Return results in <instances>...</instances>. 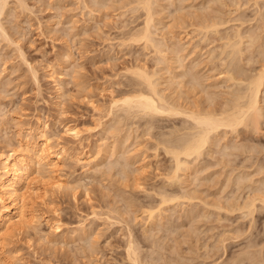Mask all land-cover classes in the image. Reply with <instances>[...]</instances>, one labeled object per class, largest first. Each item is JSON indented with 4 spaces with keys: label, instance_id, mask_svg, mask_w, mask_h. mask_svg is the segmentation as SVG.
<instances>
[{
    "label": "rangeland",
    "instance_id": "rangeland-1",
    "mask_svg": "<svg viewBox=\"0 0 264 264\" xmlns=\"http://www.w3.org/2000/svg\"><path fill=\"white\" fill-rule=\"evenodd\" d=\"M8 1L10 5L8 3L7 7L5 8V11L2 13L3 16H1V20L3 21L4 25L5 23L7 25V26L5 25V28L9 32L8 34L10 36L2 35V37H4L3 39L0 37L1 39L0 40V75H1L0 82L2 81V83H0V155L1 156L5 155L8 151L13 149L12 147L14 148L16 147L18 152H21V148L22 151H24L25 149L23 148H25L26 146L25 143L30 139L31 136H33L36 133L37 129H40L44 131L46 135L49 136L51 135L52 138L50 140H51L52 148L54 150L63 149L66 159L62 162L61 169H59L57 173L65 180L66 184L68 185H65L67 187L64 188L62 187L61 188L62 190L57 189L54 186L53 188L50 181L51 180L50 176L42 175L41 173L38 174V172L36 173L37 175L34 174V177L35 176L36 177L34 178L35 180L33 179L32 182L33 184H31L32 192H30L29 193L30 195L26 197L28 198L26 201L27 202L26 213H27V218L31 220L29 222L30 225L26 223V225H24L21 229H16L15 231H13L11 237H9L6 240V243L0 246V264H130L132 260L130 261L129 258H126L127 252L125 251L128 245L125 244H128L129 240L131 239L135 241L133 242V244H135L134 246L137 245V250L138 248L139 250L144 249V251L142 250L141 252L140 251L138 252L143 253L141 255L145 254L144 255L145 258H148V255L150 254H151L150 256L152 257H154L155 255H156L155 257H158L161 251L163 253L161 254L164 257L167 258L168 256H170L168 257L165 264H171V262L172 264H181L180 261L183 264H216L215 263L216 260H218V262L219 261L221 262L223 259H226V257H230L233 251L234 252L238 251L244 245V244L242 245V243H246V241H248L249 238L250 240L251 238L252 240L254 238L256 240L257 237L258 240L260 239L259 241H261V243H259L260 245L264 243L263 242L264 208L261 209L260 211L258 210L255 213L254 215L255 220L253 219V222L251 223L252 224L251 226L253 227H250L251 229L249 228L251 231L246 230L245 232L248 233H244L245 235L242 233L244 237L242 236L243 238L241 239V234H240L241 231L240 232L237 230L236 232L235 230L231 231L230 228H232L234 225L238 226V224L239 225L241 224L242 226L243 223L245 224L246 227L249 226L250 217L248 216L249 218L246 219L243 217L244 218L243 219V218H239L240 211L227 212L228 213L227 214L226 211L224 212V210H221L220 216L223 215V218L220 219L222 220L224 219V220L223 221L221 220L222 222L221 221L219 222L220 219L217 218L219 216L216 214L218 212L217 210L219 209L217 208L214 209V206L210 205L214 197L215 196L218 197V195L216 194H220L219 195L220 197L222 195L221 193H224L223 194L224 196L222 195L221 199L233 194L235 191H236L235 193L237 194L239 190L235 181L236 179L235 177L237 176L236 174L239 172V170L245 172L249 171L250 174H252L253 179L255 178L256 180L259 177L261 178V176L263 177L264 171L263 172L260 171L261 173H259V175L256 173L259 172V170L257 169L259 168L258 165L259 162L264 160V116L261 118L260 123L262 124L260 125L262 127L260 126V130L257 129L256 131L255 129L250 127H249L250 129L249 128L245 129L247 127L241 125L243 126V127L241 126L239 127L241 133L240 132L234 133L232 131L231 133L229 128L225 134L223 133L225 136L223 135L222 136L227 138L222 139L225 141L221 140V142L224 143L229 141V144H232V142L234 144L236 142L237 144L241 145L240 146L241 148L238 147L240 148V151H238L239 149L236 148L237 149L236 151L233 150L235 151V154L233 153L232 155L231 153V156L230 154H228L226 155V157L221 156L222 154L220 155V153L217 151V153L219 154H217L216 156L220 160H218L217 157L215 156L214 158H211L213 157L211 156L210 159L209 158L207 159V161H201L203 164L201 162L198 164V166L202 164L203 166L202 165L201 166L205 168L204 170L202 169L201 166H200L201 168H197L198 169L197 173H200V178L199 177L197 178L200 181L196 179L197 181L195 180L194 182H192L193 184H189V185L190 187L192 186V188L195 187V185H197V188L198 187L201 188V189L198 188V190H196V193H198L199 191L200 195H198V197L200 198L192 199L193 200L192 201L189 200L188 198L181 197L182 200L181 201L179 199L180 197L178 196L179 197L178 199L180 200L178 201L177 197L175 196L176 199L175 198L172 200L169 199L164 203L162 202L161 197L163 196L165 191H168L167 192L168 195L165 193L167 197H170L169 195L174 196L172 194L178 193V191L180 190L179 188L180 186L177 183L173 184L171 182L172 184H170V182L168 181L169 175H171L169 173L172 170V165L174 162L173 160H171L172 158L170 156L171 154L167 153V151L164 150L166 148L164 149L162 148L164 146L163 144L165 143L161 142L160 140H162L164 137H165L164 139H167L166 138L167 136L164 135L168 134V138L170 136H172L173 138V135H176L178 133L177 131L181 132L180 127H183L185 121L180 122L181 116L161 115L162 116L161 117L159 115H155L158 118L156 117L153 118L155 121L152 120V123L155 122L154 124L156 125H153L151 123L152 125L151 127V125L149 124L150 125L149 126L147 122V120L149 121L151 120L149 119L151 118L149 116H146L147 119L145 117H141L145 115H143L142 113H141L142 115H140L139 112H138L139 115H137V112H134L135 110L131 111L132 113L134 112L133 113L134 116H131L133 115L132 113L129 116L130 112L128 111L124 112V109H119V107L116 108L115 106L114 107L116 109L113 106L110 107V101L112 100L111 97L113 96L119 97V95L122 96L124 91L128 89H134V88L136 89V88H140L141 86L143 87L142 84L138 83L139 79L137 80L135 79L137 78V75L133 69L136 67V65H140V66L144 65L143 67L145 68L150 67L149 69L147 68L146 69L151 72L154 71L155 69L157 71L158 69L159 75L157 73L156 76L159 77L158 79L161 81V83H163V85L160 86L166 87L164 86L166 80H163L165 79L164 76L166 75H164L163 78L160 77L165 71L167 72L166 68L168 66L171 68L174 66L173 71L177 69L174 73L177 72L182 75V73L186 69H188L189 66H191L190 65L191 63H189V61L191 62L192 58L193 59L195 58L194 60H196V62L198 61L197 63H199V65L196 63V65H198L200 68L199 69L197 67L196 68L197 71L201 70L203 76H205L206 74L205 77L202 76L203 77L202 79H205L203 80V82L206 81L207 84L203 83L204 85H201L203 86V88L199 86L197 90L198 85L195 86L196 88H193L190 87L191 86L190 82H188V84L185 83V81L187 82L186 79L189 78L187 75H184L187 77L183 76V78L185 79L184 82H182L183 79L178 74L179 75L178 78L182 79V81L180 79L181 82H179L180 84L179 86H181L182 84V88L181 87L178 88V85L176 84V82L178 83L179 81L178 78H175L178 80L175 82L174 85L171 83L172 86L167 81L166 85L168 83L169 84L167 86L170 85V87L167 88V91L169 93L171 92L170 96L174 97L175 99L176 98L175 96H178L177 98H180L179 95H182L181 99L182 101H184L186 100V96L188 95L189 98L187 97V99L190 100V98H192L190 101L195 100L194 101L195 104L201 103L202 105L203 103H206L205 99L207 98L206 96H208L205 95L206 94L205 92H207L205 87L207 88V85L211 83L210 86H208L211 87V89L209 88L210 90L209 89L208 90L209 92L215 93V95L213 93L210 94H213L214 97H216L217 103L215 102L216 99L214 100V102L217 105L219 103L218 101L223 102L230 100L232 98L231 96L233 95L231 93L234 92L232 91V89L234 90V88H237L236 86L237 84L235 83L237 81H233V80L227 81L226 79L227 76L225 75V73L227 72V67H228L227 64L228 62H230V59L227 57L226 52L222 53L223 51H221L224 48L223 44L225 45L222 39H224L223 37L228 32L226 28H228L230 32L232 31L234 32L236 28H240L241 26H243V29L240 28L241 30L245 29L246 32L250 30L249 32L253 31L255 33H256L255 28H257L256 26H259V28L257 29L258 30L257 33H259L261 37H264L262 35L264 34L263 33L264 28L262 26L264 25L263 24L264 14L261 13L259 14L260 10L264 13L263 11L264 6L261 7V5H264L263 0H258L257 4L256 3L254 4L255 0H249V1L221 0L220 4H219L220 0H212V1L209 0L211 4L209 3L208 0H187V1L157 0L158 7L156 6V4L154 6L155 8L157 7L156 9L157 11L154 10L156 12L155 18L156 19L158 18L157 20H161L159 22L162 23H160L161 24L160 25L159 22H157L158 25L156 28L157 30L156 37L158 36L160 37L161 35L160 38H162L164 36V39L166 41V43H164V46H166L165 44H168L166 46L168 48H170V46L173 43H175L177 39L178 43L180 42L182 44L180 45L179 43V46L180 47L183 46L182 48L184 49L185 53L183 52V50H180L181 48L178 46L177 41H176L177 45H175L174 47L177 46L179 47L180 50L179 55L180 54L185 55L184 57L181 55L180 59H182L183 57L185 63L187 64L186 65L183 63L184 60L179 61L180 59L178 60L180 63H178L177 61L178 58L176 59V56H174L175 54L172 51L173 49H170L172 53L168 52V50L165 49V51L167 50V53H170V54H166V52L164 51L166 57H168L167 59H169V61L166 59L168 63H166V61L164 62L166 68H164L162 64L163 62L156 61V59L158 60L161 57V55L159 58H157L159 54H157L158 52L156 53V50L153 48V46L147 45L146 47L144 46L145 44L142 40H135L134 37H133L134 40L132 39V36H135L133 35L135 34L133 32L136 31V28L138 29L139 27H141V25H143V19L145 16V14L142 15L144 13L143 12L144 10L143 8H141L142 6L139 7L141 4L137 5L138 3L137 0H136L137 3L134 2L135 0L134 1L130 0L132 2H129L128 0L125 1L112 0L113 3L111 1H110L111 3L110 2L103 3L104 1L101 0L102 2L101 5L107 3L110 5V6L108 5V7L104 5L105 6L104 8L100 7L101 5H99V3H95L93 5V3H90L92 0L90 2H88V0L87 1L86 0H26L28 3L24 0L28 5V6L25 5L26 9L25 7H23V5H21L20 2H18V0H8ZM214 1L217 2L215 3ZM17 2L20 3L21 6H19ZM84 2L85 3L87 2L86 3L87 6H84L86 5ZM123 2L125 5L123 4ZM127 2H129L130 4ZM133 2L135 4L134 5L135 7L132 5ZM173 2L174 4H172ZM179 3L181 4L179 5ZM207 3H209L207 5L208 8L206 6ZM96 4H98L99 7ZM176 4L179 8L176 6ZM213 4L215 6H212ZM242 4L244 6L245 5L247 6L244 7ZM239 5H242V7H240ZM251 5L253 7H251ZM210 6H212V8ZM221 6L224 10L220 8ZM196 7L200 9H197ZM217 7L220 8L221 10L219 14L223 13L222 15L224 16V12H225V15H227L224 17L222 16V18L226 19L228 16H230L228 17L229 19L227 20L229 24L224 22V24H227V26L225 27V25L223 26L222 24L221 27H223V29L219 27L220 31L221 29L225 30L223 31L224 33L222 31L221 34H219L220 32L213 33V31L209 33L206 32L205 35L208 36V39L207 38L205 39L206 36L203 34L205 32L204 29L201 28L200 30L199 28L203 25L202 24L203 20L201 21L200 19L202 17L206 18L205 14L207 12L209 13L210 11H213V13H215L214 9L218 10ZM97 8H99L101 12ZM105 8L107 9L105 10ZM139 8H141L142 11ZM189 8H191L192 11ZM209 8H211L212 10ZM90 9H92L91 10L92 12L89 11ZM170 11L171 13L169 14ZM230 11L233 13L232 15L227 14V13H231ZM188 12L189 13L195 12L196 15L192 13L188 15ZM202 12L205 14H203ZM122 13L125 14L122 15ZM213 13L211 12L212 15ZM234 13L236 15H234ZM202 14L205 16H202ZM192 15H194L196 18ZM210 15H207V17ZM237 15L241 17V19L240 18H238L239 20L236 19L238 17ZM180 16L182 17L179 18ZM218 16L221 17V15L218 14L217 16L214 15L212 17H218ZM190 17L193 19H191ZM231 17H236V18H234V21H232L233 18ZM209 19L211 20V18ZM180 20L183 21L181 22ZM229 20H231L232 22H230ZM241 20L245 22L243 23ZM189 21H191V23H189ZM198 22L200 24H198ZM196 24L199 25L198 27L199 30L196 27L197 26ZM230 24H232V26ZM234 25H237V27L236 26H235L236 28L233 27ZM238 25L240 27H238ZM248 26L250 28H248ZM68 28H70L71 30ZM133 28L134 31L132 30ZM230 28H233L234 30ZM118 29L119 31L120 30L121 31L119 32ZM191 29L194 30V32ZM199 31H201V33H199ZM68 33L71 35H69ZM222 33H223V37L221 39L220 36H222ZM6 36L11 37L14 41L10 38L7 39L8 37L6 38ZM67 36L69 40L67 39ZM74 36L75 39H73ZM201 36H205V37H201ZM127 38H129V40ZM126 39L128 40V42H126L127 41ZM131 39L132 41H130ZM164 39L162 38L161 41L162 40L164 41ZM211 39L213 42L211 41ZM245 39H246L245 43L248 45L249 43L247 42H249V38L245 37ZM258 39L256 42H254L255 47L254 45L251 44L248 45V48L246 46L248 50L245 48L246 44L245 43L243 44L244 52H246L248 56H250L254 52L251 56L254 59L249 57L252 59V62L250 61L251 62L250 63L247 60L249 62L248 63L249 65L246 64L247 61L245 54L243 61L246 62V63L244 62L246 65L242 61L240 62L244 64L242 66L248 67V68L245 67L244 69L245 70L248 69V73L250 74L256 72L259 68L261 69L263 66L262 62H264L263 59L264 57L262 56L263 52L262 51L260 52L261 50L260 43L262 41L264 42V38H261L260 40ZM7 40L9 42H7ZM119 40L123 42V44ZM224 40H226V38ZM11 41H13L14 43H12ZM256 43L259 44V46ZM121 44L125 46H122ZM184 44H186L185 48H184ZM250 45L251 47H249ZM219 46H221L220 49L222 47L223 48L219 50ZM214 49L215 52H213ZM256 49L257 50L259 49L258 50L259 52ZM21 53L25 55V58ZM213 55H214V59H213ZM215 55L217 56V58L215 57ZM218 55L221 57H219ZM193 59H192V63L195 62ZM224 59L226 62L224 61ZM219 60H221V62L223 60V62L221 63L219 62ZM174 62H176L175 65ZM181 62L184 64L185 69H182L183 65L181 66ZM201 62H206V63L204 64ZM177 63L178 65L180 64V66H178ZM160 65L162 66L160 67ZM220 65H222L223 68ZM154 66L155 67L159 66V67L155 68ZM32 67L35 70H33ZM160 68L161 70H159ZM244 69H242V71H244ZM221 70H223V72ZM128 71L129 72L132 71L131 73L133 76ZM201 72L199 71L198 73L202 75ZM207 74H209V77H207L208 76ZM135 80L137 81L136 83ZM118 81L122 83L119 82L120 83L119 84L117 83ZM225 82L227 84H225ZM244 83H242L241 85H243ZM185 84L187 85V87ZM188 86L190 88H188ZM223 86L224 87L228 86V87L225 89ZM175 87H177L175 89L177 90V93L174 90ZM222 87L224 89H222ZM200 88L205 91L199 93L201 92ZM212 88L215 90L211 91L213 90ZM186 89H188V92ZM228 89L229 91L232 92H229ZM191 90L194 91V93ZM220 90L221 92L225 91L223 92L224 97L221 96L222 94ZM167 91L165 92L167 93ZM180 91H183L184 93L181 92L180 94ZM172 92L173 94H179V95H172ZM185 92L187 94L186 96L184 95L185 96L184 97L183 94H185ZM197 92L199 93L200 97L205 95V98L197 97L198 95ZM188 93H190V95ZM191 95L193 96L190 97ZM262 95L264 98V94ZM195 98L199 100V102L200 100L201 101L205 100V101L198 103ZM226 98L227 99L230 98V99L225 100ZM263 100L262 103L264 102ZM208 102L209 100L207 101V103ZM115 110L116 112H114ZM121 112H124L125 114ZM127 112L129 114H127ZM120 115H121L120 118L121 120L119 119L120 120L119 121L118 118L120 117ZM138 116L140 118H138ZM122 117L125 120V122L122 119ZM133 117L135 118L133 119ZM161 118L163 119L161 120ZM182 118L184 119V117ZM114 119L116 121H114ZM127 119L130 120L127 121ZM121 121H123V123ZM116 123H118V126L115 125L114 128L113 125ZM181 123L184 124L180 126ZM130 124L132 125L131 129H129ZM144 125H146V127ZM68 126L76 127L78 130H80L79 135L75 137L73 134L71 135L70 133L69 134L64 133L65 132L64 129ZM147 126L149 128L151 127L152 129L149 130ZM171 126L173 127L172 130H175V128H179L180 130L177 129L176 132L174 131L176 134L173 133L172 135ZM165 131L167 132V134ZM161 132H164L165 134ZM161 134L162 137L160 136ZM158 140L161 142L160 144ZM243 142L245 143V145H248V148L246 146L247 149L246 150L244 149L245 150L244 152L242 149V145H244ZM127 148L128 150H126ZM119 150H122L123 152L122 151L120 152ZM125 151L129 152V153L127 152L130 155L129 160L127 159L128 155H126L127 153ZM120 153L124 155H121ZM207 153H205V155ZM123 156H125L126 158L124 159V161L126 160L125 161L127 163L126 165L124 164V161L122 163ZM207 157L208 155L205 158ZM130 158L133 161H131ZM205 158H203L202 160H205ZM227 158H229L228 160L229 163L225 162ZM208 160L210 161V163L211 160L212 162H215V160L220 162L216 161V164L212 163V165L211 164L208 165L206 164L207 162L209 163ZM115 161H117L118 163ZM131 162L134 163V165H131L132 164ZM142 164H144V166L140 168L139 166H141ZM122 166L124 168H122ZM87 167H93L94 170L92 169V171L91 170L89 171ZM199 169L200 171L201 170L202 171L200 172ZM256 170L258 171L255 173ZM167 174H169L168 178H166ZM212 174L214 177L212 176ZM210 175L211 178L213 177L212 179L208 178L210 177ZM197 182L201 184L199 185V183ZM222 186L224 188H222ZM163 187L166 188V190L164 189V192L158 190L161 188L163 189ZM177 188L179 189L177 190ZM248 189H249L248 187L244 188L243 190L240 189V193L245 194V192H247ZM181 191L182 190L179 191V194H182ZM170 192L172 193L170 194ZM205 197L207 199H205ZM201 198L205 200L210 199L209 205L210 207L211 206L212 207L211 208L206 207L207 209L203 210L205 209L203 208L205 206L202 205ZM224 199L226 200V198ZM188 200L190 202L191 201L194 202L195 205L201 200L200 202L201 204L196 205V206L202 205V208H200L201 210L199 211ZM159 201L161 202L159 203ZM159 205L163 207L160 208L161 210L159 209L160 213L156 211L158 210ZM191 207L193 208L195 207L193 211L196 212L197 211L202 212V210L206 212L207 210H209L210 211L209 213L211 214V210H214L212 212H216V213L211 214L212 215V216L210 215L211 217L208 216L209 218L207 217L203 220L201 219L202 217H200L202 215L200 216L198 215L197 217L198 219L195 217L197 219L196 220L195 218H192V216H197V215L192 214ZM148 208L153 209L157 213V216L159 217L162 216V218L158 217L157 218L158 221L157 220L152 221L148 219L149 221H152L150 223L147 220V218H149L147 217L148 211L146 212V210H149ZM189 208L191 210H189ZM128 209H130L131 211ZM127 210L130 212H128ZM188 210L191 211L189 213L192 214V216L190 215L191 218L190 216L185 214V213L188 214L189 212ZM196 212H194V214H197ZM226 214H227V218L225 217ZM126 216L128 217L129 220L126 218ZM124 217L128 221V223L130 222L129 224L126 223ZM240 217L242 216L240 215ZM192 219L195 220L193 221ZM158 222L161 223V226L159 227L157 224ZM192 223H194V226ZM56 225H59V228H55ZM229 225L230 226L233 225V226L229 227ZM192 226L195 228H193ZM144 228L145 230L147 229L148 230L145 231ZM160 228L162 230H160ZM194 229L195 231L197 230L196 233L194 232ZM224 230L226 232H224ZM148 231H149V237L152 236L151 238L152 241L154 240L153 236L156 235L155 238L158 237L156 238L157 242L159 243L160 241H162V243H160L159 245L161 244L164 245L169 243V245H172L171 248L173 246H176L177 249L178 248L179 249L178 250L176 249V251L172 249L173 250L172 252L170 248H168L169 246L167 245L166 248L165 245L164 247L166 249L164 248L163 250H161V248H163V245H161L159 251L157 250V254H159L157 256L156 252L151 249L154 247V245L157 244V242L156 244H154L155 242H153L154 244L153 247L149 245V243H151V239L150 238L148 239V233H147ZM151 231H153L154 233ZM249 232L252 234H250ZM168 233L170 236L167 235ZM222 233L227 234L225 238L228 236L225 242L226 244H228L226 248L227 255L225 254V252H222L224 250L223 247L218 248V250L220 249L219 251L215 249V251L219 252L217 254L213 253V250L212 252L210 251L213 244L219 245L222 243L219 240L224 238L225 234L223 235ZM168 239H170L169 241H171V243L168 241ZM217 240H219L220 243H216ZM260 245L257 244V246H255L256 248L255 247L254 248L260 249L259 248ZM262 250H263L262 257L264 258V247L262 248ZM205 251L206 252L208 251L207 254ZM144 252L149 254L147 255ZM175 252L178 254H176ZM164 253H166L167 255ZM212 253L216 255L213 256ZM220 253H222V255ZM163 256L160 255V257ZM139 257L141 256L139 255ZM172 257H173V261L171 260ZM174 257H176V259ZM143 258L141 259V262L144 261ZM166 258L164 259L166 260ZM127 260L130 262H128ZM157 261H159L158 263L161 264L160 260L157 259ZM168 261L169 263H167ZM250 261L251 260L249 259V261L246 262H250ZM163 263L164 262H162V264ZM262 263L264 264V262Z\"/></svg>",
    "mask_w": 264,
    "mask_h": 264
},
{
    "label": "bare ground",
    "instance_id": "bare-ground-1",
    "mask_svg": "<svg viewBox=\"0 0 264 264\" xmlns=\"http://www.w3.org/2000/svg\"><path fill=\"white\" fill-rule=\"evenodd\" d=\"M26 1V0H25ZM24 0H18V2H20L21 3V5H23V7H25V9H26V6H28L27 4H26V2H25ZM87 1V0H86ZM91 0H88V2H90ZM93 1H95V2H93ZM104 2L103 3H106V2H112V0H103ZM115 1V0H114ZM119 1V0H118ZM125 1V0H124ZM129 2H132V1H130V0H128ZM134 1V0H133ZM156 1V2H155ZM162 1H164V0H162ZM176 1V0H175ZM181 1V0H180ZM183 1V0H182ZM187 1V0H186ZM209 1V0H208ZM212 1V0H211ZM242 1H244V0H242ZM249 1V0H248ZM264 1V0H263ZM12 2V1H11ZM17 2V4H19V6H21L20 5V3H18ZM110 2V3H111ZM129 2H127V3H129ZM134 2H136V0L134 1ZM134 2H133V6L135 5L134 4ZM138 2V3H137ZM137 5H139V4H141L139 7H141V8H143V14L142 15H144L145 14V16H144V19H143V25H141V27H139L138 29L136 28V31L135 32H133V33H135V34H133V35H135V36H132V39H133V37H134V39L135 40H142L143 42H144V46H146L147 47V45H149V46H153V48L156 50V53L157 54H159V56L157 57V58H159L160 57V55H161V57L157 60L156 59V61H160V62H163L162 64H163V66H164V68H166L165 67V65H164V62L166 61V59L168 58V57H166V54H170V53H167V50H168V52H171V50L170 49H173L172 51H173V53L175 54L174 56H176V59H177V61L181 58V55L182 54H180L179 55V52H180V50H183V52H184V49L182 48L183 46H179V43H178V40L176 39V41H177V44H178V46L181 48L180 50H179V47L177 46V47H174L175 45H177L176 44V41H175V43H171L170 41V43L173 45V47H172V45L170 46V48H168V47H166L168 44H165L166 46H164V43H166V41H165V39H164V36L162 37L163 39H164V41L162 40L161 41V39L162 38H160L161 37V35H160V37L158 36V37H156V28H157V22H159V21H161V20H157L156 18H155V16H156V12L154 11V10H156L157 9V0H137ZM215 2V1H214ZM213 2V3H214ZM217 2V1H216ZM215 2V3H216ZM220 2H221V0L219 1V4H220ZM241 2V1H240ZM239 2V3H240ZM8 3H9V1L8 0H0V37L3 39L4 37H2V35L3 36H5V35H8V36H10L8 33V31L6 30V28H5V25H6V23H5V25H4V23H3V21L1 20V16H3L2 15V13L5 11V8L7 7V5H8ZM28 3V2H27ZM82 3V2H81ZM85 3V2H84ZM87 3V2H86ZM85 3V4H86ZM90 3H93V5L95 4V3H99V5H101V0H92ZM104 4L105 6H107L108 7V5L109 4ZM113 3V2H112ZM116 3V2H115ZM161 3V2H160ZM166 3V2H165ZM182 3V2H181ZM181 3H179V5L181 4ZM209 3H210V1H209ZM209 3H207L206 4V6L209 4ZM235 3V2H234ZM242 3V2H241ZM243 3H245V2H243ZM246 3H248V2H246ZM250 3V2H249ZM257 4L258 3V0H255V2H254V4ZM13 4H14V2H13ZM16 4V3H15ZM16 4V5H17ZM119 4V3H118ZM123 4H124V2H123ZM130 4V3H129ZM155 4H156V8L154 7L155 6ZM164 4V3H163ZM172 4H174V2L172 3ZM211 4V3H210ZM218 4V5H219ZM231 4V3H230ZM261 4H263V3H261ZM9 5H10V3H9ZM26 5V6H25ZM58 5V4H57ZM98 7H99V5L98 4H96ZM103 4L100 6V7H105ZM112 5V4H111ZM125 5V4H124ZM131 5V6H132ZM136 5V6H137ZM162 5V4H161ZM222 5V4H221ZM236 5V4H235ZM243 5V4H242ZM242 5H239L240 7H242ZM260 5V4H259ZM259 5H257V6H259ZM18 6V5H17ZM29 6H30V4H29ZM84 6H87V4L86 5H84ZM84 6H82V7H84ZM110 6V5H109ZM127 6H129V5H127ZM176 6H177V4H176ZM183 6V5H182ZM188 6V5H187ZM212 6H215L214 4L212 5ZM212 6H210L211 8H212ZM244 6V5H243ZM247 5H245L244 7H246ZM264 5H261V7H263ZM10 7V6H9ZM22 7V8H23ZM90 7V6H89ZM94 7V6H93ZM121 7H123V6H121ZM125 7V6H124ZM135 7V6H134ZM133 7V8H134ZM138 7V6H137ZM136 7V8H137ZM163 7H164V5H163ZM171 7V6H170ZM178 7V6H177ZM203 7V6H202ZM229 7V6H228ZM251 7H253L252 5H251ZM250 7V8H251ZM88 8V7H87ZM127 8V7H126ZM125 8V9H126ZM131 8V7H130ZM141 8H139V9H141ZM162 8V7H161ZM160 8V9H161ZM179 8V7H178ZM182 8V7H181ZM192 8V7H191ZM191 8H189L190 10H191ZM197 8V7H196ZM195 8V9H196ZM207 8H208V6H207ZM211 8H209V9H211ZM218 8V7H217ZM216 8V9H217ZM221 9H223L222 8V6L220 7ZM220 8H218V10H215L214 9V12L215 13H217L218 15H221V17H212V16H214V15H216L217 16V14H215V13H213V11H210L208 14L206 13V11H205V13H203V14H205V15H203L202 14V16H205L206 18H211V20L209 19H206V18H199L202 22V26L201 27H199V25H197L196 27L198 28H200V30H201V28L202 29H204V35L206 34V32L207 33H209V32H212L213 31V33L214 32H220L219 34H221V31L223 32V31H225V30H222L223 29V27H221L222 26V24H223V26L225 25V27L227 26V24H229V22L227 21L229 18L228 17H230V16H228L226 19L225 18H222V14L220 13L219 14V12H221V10H220ZM249 8V7H248ZM21 9V8H20ZM24 9V8H23ZM28 9V8H27ZM30 9V8H29ZM98 10H100L99 8H97ZM102 9V8H101ZM107 8H105V10H106ZM138 9V10H139ZM163 9V8H162ZM197 9H200V8H197ZM231 9V8H230ZM242 9V8H241ZM247 9V8H246ZM259 9V8H258ZM9 10V9H8ZM11 10H12V7H11ZM14 10V9H13ZM84 10V9H83ZM92 9H90L89 11H91ZM212 10V9H211ZM224 10V9H223ZM233 10H235V9H233ZM260 10V9H259ZM258 10V11H259ZM263 10V9H262ZM10 11V10H9ZM15 11V10H14ZM24 11V10H23ZM88 11V10H87ZM94 11V10H93ZM126 11V10H125ZM141 11H142V9H141ZM157 11V10H156ZM188 11V10H187ZM192 11V10H191ZM197 11V10H196ZM199 11V10H198ZM202 11V10H201ZM209 11V10H208ZM218 11V12H217ZM229 11V10H228ZM243 11V10H242ZM257 11V12H258ZM264 11V10H263ZM92 12V11H91ZM100 12H101V10H100ZM103 12H104V10H103ZM107 12V11H106ZM134 12V11H133ZM138 12V11H137ZM154 12H155V14H154ZM211 12L213 13V15L211 14ZM231 12V11H230ZM235 12V11H234ZM241 12V11H240ZM13 13V12H12ZM87 13V12H86ZM90 13V12H89ZM94 13H96V12H94ZM171 13V11L169 12V14ZM173 13V12H172ZM186 13V12H185ZM190 13H192V12H190ZM189 12H188V15L190 14ZM201 13V12H200ZM264 14L261 10L259 11V14ZM4 14H6V13H4ZM123 14H125V13H122V15ZM178 14V13H177ZM192 14H195V12H193ZM198 14V13H197ZM212 16H211V15ZM227 14H233L232 12L231 13H227ZM173 15V14H172ZM196 15V14H195ZM200 15V14H199ZM207 15H210V16H208L207 17ZM234 15H236L235 13H234ZM255 15V14H254ZM254 15H253V17H254ZM120 16H121V14H120ZM135 16V15H134ZM158 16V15H157ZM192 16H194V15H192ZM224 16H227V15H225V12H224ZM223 16V17H224ZM238 16V15H237ZM6 17V16H5ZM90 17V16H89ZM136 17V16H135ZM141 17V16H140ZM143 17V16H142ZM174 17V16H173ZM176 17V16H175ZM182 16H180L179 18H181ZM195 17V16H194ZM198 17V16H197ZM261 17H262V15H261ZM177 18V17H176ZM191 18V17H190ZM196 18V17H195ZM213 18V19H212ZM231 18H233L232 19V21H234V18H236V17H231ZM238 18H240L241 19V17H237L236 19H238ZM244 18H246V17H244ZM252 18V17H251ZM256 18V17H255ZM123 19V18H122ZM126 19V18H125ZM137 19H138V17H137ZM140 19V18H139ZM191 19H193V18H191ZM206 19V20H205ZM259 19H260V17H259ZM259 19H258V21H259ZM263 19V18H262ZM4 20V19H3ZM89 20V19H88ZM101 20V19H100ZM136 20V19H135ZM184 20V19H183ZM182 20V21H183ZM199 20V21H200ZM227 22H226V21ZM239 20V19H238ZM244 20V19H243ZM247 20V19H246ZM253 20V19H252ZM251 20V21H252ZM126 21V20H125ZM179 21V20H178ZM181 21V20H180ZM181 21V22H182ZM196 21H197V19H196ZM230 22H232L231 20H229ZM237 21V20H236ZM242 21V20H241ZM257 21V22H258ZM264 21V20H263ZM96 22V21H95ZM124 22V21H123ZM224 22L225 23H227V24H224ZM243 23L245 22V21H242ZM256 22V23H257ZM160 23H162V22H159V24ZM189 23H191V21H189ZM194 23V22H193ZM242 23V24H243ZM263 23V22H262ZM96 24V23H95ZM129 24V23H128ZM138 24V23H137ZM141 24V23H140ZM165 24V23H164ZM198 24H200L199 22H198ZM241 24V25H242ZM249 24V23H248ZM264 24V23H263ZM116 25V24H115ZM123 25V24H122ZM130 25V24H129ZM161 25V24H160ZM192 25V24H191ZM231 26H232V24H230ZM244 25V24H243ZM252 25H253V23H252ZM7 26V25H6ZM120 26V25H119ZM163 26V25H162ZM168 26V25H167ZM237 27V25H234L233 27ZM254 26H256V25H254ZM263 26V28H264V25H262ZM63 27V26H62ZM70 27V26H69ZM121 27V26H120ZM128 27V26H127ZM127 27H126V30H127ZM131 27V26H130ZM129 27V28H130ZM136 27V26H135ZM170 27V26H169ZM193 27H194V25H193ZM219 27H221L222 29H221V31H220V28ZM235 27V28H236ZM238 27H240L239 25H238ZM253 27V26H252ZM257 28H255V30H256V33L255 32H253V31H251V32H246L245 31V29L244 30H241V29H243V26H241L240 28H236V30H234L233 28H230V29H233L234 30V32L232 33V32H230L229 31V29L228 28H226L227 30H228V32H229V34H228V32L225 34V36L223 37V33H222V36H220L219 34V36H220V38L222 39V37L225 39L226 38V40H224V39H222V41L225 43V45L223 44V50H221L220 49V47L221 46H219V50H221V51H223L222 53H224V52H226V55H227V57L230 59V62H228V67H227V74L225 73V75L227 76L226 77V79H227V81L228 80H233V81H237V82H235L234 84L237 86V88H234V90L232 89V91H234L233 93H231V94H233L230 98H228V99H230V100H228L227 98L225 99V100H228V101H218L219 103H218V105L216 104L217 102V99H216V97H214V95H215V93H213V92H209V90L211 89V87H208V86H210V84L211 83H209V85H207V88L205 87V89H206V91L207 92H205L204 94L205 95H208V96H206L207 98L205 99L206 100V103H203L202 105H201V103L200 102H203V101H205V100H203V101H201L200 100V102H199V100H197L196 98L197 97H200V95H199V93H202V91H205V90H203V89H201L200 91L201 92H197L198 93V95H197V97L195 98L196 99V101L198 102V103H200V104H195L194 103V101L195 100H193V101H190L192 98H190V100L189 99H187V97L189 98V96L187 95L186 96V92H185V94H183V96L185 95L186 96V100H184V101H182V99H181V96L182 95H179V94H173V92H172V95H179V97L180 98H177L178 96H175L176 98L174 99V97H172V96H170L171 94V92L169 93L168 91H167V88H169L170 87V85L172 86V84L174 85L175 84V82L179 79V81H178V83L176 82V84L178 85V88L179 87H181L182 88V84H181V86H179L180 84H179V82H181L182 81V79H183V81L182 82H184V79L185 78H183V76L184 75H187L189 78H187L186 80H187V82L185 81V83H187L188 84V82H190L191 83V86L190 87H193V88H196L195 86L196 85H198L197 86V90H198V88H199V86H201V85H204L203 83H206L207 84V82L205 81V82H203V80H205V79H202L203 77H205L206 76V74H205V76H203V74H202V72H201V70H199L200 72H201V74L202 75H200L198 72L199 71H197V67L199 68V63H197L196 62V60H194L193 58V60L195 61L194 63H192V59H191V62L189 61V63H191L190 65L191 66H189L188 67V69H186L183 73H182V75L181 74H179V73H174L175 71H173L174 70V66L171 68V67H169L168 66V64H167V74L164 72L163 74H162V76H160V77H162L163 78V76L164 75H166V76H164V78L165 79H163V80H166V83H167V81L170 83V85L169 86H167L166 85V83H164V86H166V87H163V86H160V85H163V83H161V81L158 79L159 77H157L156 75H157V73H158V69H157V71H156V69L154 70V71H149V70H147V69H149V68H145V67H143V66H140V65H136V67L133 69L134 70V72L136 73V75H137V78H135L136 80L137 79H139V81H138V83L139 84H142L143 85V87L141 86L140 88H134V89H128V90H125L124 91V93H123V95L121 96V95H119V97L118 96H113V97H111L112 98V100L110 101V107L111 106H115L116 108H118L119 107V109H124V112L125 111H128V112H130V114L127 112V114H129V116L131 115V111L133 110H135L134 112H137V115H145V116H141V117H145L146 119H147V117L146 116H149V117H151V118H149V119H151L150 121L149 120H147V122H148V125L150 124L151 125V123H152V120L153 121H155L153 118H155L156 116L155 115H159V116H161V115H172V116H181V119H180V122L182 121H185V124L184 123H181V125L180 126H182L183 124V127H180V129H181V132H179V131H177V129L178 130H180L179 128H175V130H172L173 129V127L171 128V134L173 135V133H175L176 131L178 132L176 135H173V138H172V136H170L169 138H168V134H167V132H166V134L167 135H164V136H167L166 138L167 139H162V140H164V141H162V140H160V137H159V140L161 141V142H163V143H165V144H163L164 146L162 147L163 149L164 148H166V149H164L165 151H167V153H169V154H171L170 156L172 157L171 158V160H173V165H172V170H171V172L169 173V174H171V175H169V174H167V177L166 178H168V175H169V179H168V181L170 182V184H174V183H177V184H179V188H180V190H182L181 192H182V194H179V191H178V193H176V194H172V195H174V196H171V195H169L170 197H167V192L168 191H165V193L167 194H163V196L161 197V200H162V202H166V201H168L169 199H174L175 198V196L177 197V200L178 201H180L181 200V197H184V198H188L189 200H192V199H195V198H200V197H198V195H200V193H199V191H198V193H196V190H198V188L199 189H201L200 187H198L197 188V185H195V187H193L192 188V186L190 187V185L189 184H193L192 182H194L196 179L198 180V178L197 177H199L200 178V173H197L198 172V169L197 168H201L203 165V163L201 162V161H207V159L209 158L210 159V157L211 156H213V157H211V158H214V156L215 157H217L216 155L217 154H219L220 153V155L221 156H224V157H226V155H228V154H230V156H231V153H232V155H233V153L235 154V151L237 150L236 148H238V147H240L241 145H239V144H237L236 142L233 144V142H232V144H229V141L228 142H224V143H222L221 142V140L222 139H225V138H227V137H223V136H225L224 134L228 131V128L230 129V132L232 131V132H234V133H238V132H240V129H239V127L241 126V125H243V126H245V127H247V128H245V129H248L249 127L250 128H253V129H255L256 131H257V129L258 130H260V124H262V123H260L261 122V118L264 116V102L262 103V100L264 99L263 98V95L262 94H264V62H262V64H263V66H262V68L260 69H256L257 71L256 72H253V73H248V69L247 70H245L244 68L246 67H244V66H242V65H244L246 62L245 61H243V59H244V54L246 55V61L248 60L249 62L251 61L252 62V59H254L253 57H251L252 56V54L254 53H250L251 55L250 56H248L247 54H246V52H244V43L246 42V39H245V37H248L249 38V42H247V43H249V44H251V45H254V42H256L257 41V39L258 40H260L261 38H264V37H261L260 35H259V33H257L258 32V28H259V26H256ZM261 27V26H260ZM8 28V27H7ZM54 28V27H53ZM67 28V27H66ZM71 28V27H70ZM70 28H68V29H70ZM123 28H125V27H123ZM171 28V27H170ZM199 28H198V30H199ZM247 28V27H246ZM248 28H250L249 26H248ZM9 29V28H8ZM57 29V28H56ZM121 29V28H120ZM155 29V30H154ZM168 29V28H167ZM54 30V29H53ZM71 30V29H70ZM133 31H134V28L132 29ZM131 30V31H132ZM164 30H166V29H164ZM172 30V29H171ZM192 30V29H191ZM251 30H252V28H251ZM64 31V30H63ZM68 31V30H67ZM118 31H119V29H118ZM121 31V30H120ZM119 31V32H120ZM163 31V30H162ZM161 31V32H162ZM187 31V30H186ZM193 32H194V30H192ZM203 31V30H202ZM244 31V32H243ZM128 32V31H127ZM168 32V31H167ZM174 32V31H173ZM196 32V31H195ZM261 32H262V30H261ZM123 33H124V31H123ZM129 33H131V32H129ZM160 33V32H159ZM163 33V32H162ZM182 33H184V32H182ZM197 33V32H196ZM199 33H201V31H199ZM264 33V32H263ZM66 34H67V32H66ZM69 34V33H68ZM73 34V33H72ZM171 34V33H170ZM178 34V33H177ZM211 34V33H210ZM69 35H71V34H69ZM129 35V34H128ZM215 35H216V33H215ZM263 36H264V34H262ZM8 36H6V38L8 37ZM15 36V35H14ZM13 36V37H14ZM119 36H121V35H119ZM126 36H127V34H126ZM187 36V35H186ZM206 36V35H205ZM205 36H201V37H205ZM212 36V35H211ZM261 38H260V37ZM166 37V36H165ZM180 37V36H179ZM12 39L11 37H8L7 39ZM130 38V37H129ZM129 38H127L128 40H129ZM159 38H160V40H159ZM168 38V37H167ZM175 38H177V37H175ZM188 38H189V35H188ZM208 39V36H206L205 37V39ZM217 38V37H216ZM67 39H68V36H67ZM73 39H75V36H74V38ZM124 39V38H123ZM126 39V40H127ZM132 39L130 40V41H132ZM133 39V40H134ZM169 39V38H168ZM178 39H180V38H178ZM1 40V39H0ZM13 40V39H12ZM69 40V39H68ZM125 40V39H124ZM128 40L126 41V42H128ZM170 40V39H169ZM172 40H173V37H172ZM202 40V39H201ZM215 40V39H214ZM248 40V39H247ZM14 41V40H13ZM13 41H11L12 43H14ZM120 41V40H119ZM183 41V40H182ZM209 41H210V39H209ZM208 41V42H209ZM211 41H212V39H211ZM226 41V42H225ZM262 41V40H261ZM261 41H259V42H261ZM7 42H9L8 40H7ZM10 42V43H11ZM121 42V41H120ZM119 42V43H120ZM125 42V43H126ZM174 42V41H173ZM213 42V41H212ZM122 44H123V42H121ZM140 43V42H139ZM170 43H169V45H170ZM197 43H199V42H197ZM258 43V42H257ZM256 43V44H257ZM16 44H19V43H16ZM15 44V45H16ZM121 44V45H122ZM218 44V43H217ZM246 44V43H245ZM248 44V45H249ZM12 45H14V44H12ZM130 45V44H129ZM131 45H132V43H131ZM139 45V44H138ZM141 45H142V43H141ZM180 45H182L181 43H180ZM185 45L186 44H184V48H185ZM199 45V44H198ZM248 45L246 44L245 45V48H246V46H247V48H248ZM251 45L249 46V47H251ZM258 46H259V44H257ZM17 46V45H16ZM122 46H125V45H122ZM260 52L262 51L263 53H262V56L264 57V42L262 41L261 43H260ZM20 47V46H19ZM145 47V48H146ZM164 47H166V48H164ZM172 47V48H171ZM188 47V46H187ZM254 47H255V45H254ZM152 48V47H151ZM150 48V49H151ZM152 48V49H153ZM212 48V47H211ZM246 48V49H247ZM257 48V47H256ZM18 49V48H17ZM153 49V50H154ZM165 49H167L166 51H165ZM251 49V48H250ZM249 49V50H250ZM21 50V49H20ZM191 50V49H190ZM248 50V49H247ZM257 50V49H256ZM255 50V51H256ZM259 50V49H258ZM257 50V51H258ZM150 51V50H149ZM152 51V50H151ZM166 52V54H165V52ZM211 51V50H210ZM246 51V50H245ZM20 52V51H19ZM153 52H155V51H153ZM213 52H215V49H214V51ZM220 52V51H219ZM259 52V51H258ZM258 52H257V54H258ZM172 53V52H171ZM182 53V52H181ZM185 53V52H184ZM191 53V52H190ZM190 53H189V55H190ZM221 53V54H222ZM23 56H24V58H25V55L23 54V53H21ZM186 54H188V53H186ZM214 54V53H213ZM218 54V53H217ZM256 54V53H255ZM63 55V54H62ZM67 55H69V54H67ZM154 55H155V53H154ZM173 55V54H172ZM193 55V54H192ZM211 55H212V53H211ZM224 55V54H223ZM222 55V56H223ZM168 56V55H167ZM170 56V55H169ZM183 57L185 56V55H182ZM196 56V55H195ZM219 56V55H218ZM260 56V55H259ZM65 57V56H64ZM70 57V56H69ZM182 57V59H180L179 61H183L184 60V58ZM212 57V56H211ZM210 57V58H211ZM215 57L217 58V56L215 55ZM219 57H221V56H219ZM224 57V56H223ZM226 57V56H225ZM226 57V58H227ZM249 57H251V58H249ZM255 57V56H254ZM135 58V57H134ZM156 58V57H155ZM174 58V57H173ZM185 58H187V57H185ZM190 58V57H189ZM249 58V59H248ZM257 58V57H256ZM258 58H260V57H258ZM175 59V58H174ZM174 59H173V61H174ZM199 59V58H198ZM213 59H214V55H213ZM262 59V58H261ZM264 59V58H263ZM153 60V59H152ZM155 60V59H154ZM168 61H169V59H167ZM171 60V59H170ZM187 60V59H186ZM190 60V59H189ZM204 60V59H203ZM210 60H212V59H210ZM209 60V61H210ZM146 61V60H145ZM178 61V63H180ZM214 61V60H213ZM224 61H225V59H224ZM245 62L244 64L243 63H240V62ZM247 61V63L246 64H248L249 62ZM256 61V60H255ZM29 62V61H28ZM134 62V61H133ZM172 62V61H171ZM208 62V61H207ZM219 62H221V60H219ZM222 62H223V60H222ZM221 62V63H222ZM226 62V61H225ZM250 62V63H251ZM156 63V62H155ZM166 63H168L167 61H166ZM165 63V64H166ZM178 63H177V65H178ZM183 63L184 64H186L185 63V60L183 61ZM182 62H181V66L183 65V68L182 69H185L184 68V64H183ZM187 63H188V61H187ZM196 63L198 64V65H196ZM201 63H206V62H201ZM213 63H215V62H213ZM218 63V62H217ZM216 63V64H217ZM260 63V62H259ZM28 64V63H27ZM130 64V63H129ZM159 64V63H158ZM170 64H172V63H170ZM169 64V65H170ZM176 64V62H174V65ZM225 64V63H224ZM245 64V65H246ZM253 64H254V62H253ZM252 64V65H253ZM256 64V63H255ZM187 65V64H186ZM202 65V64H201ZM200 65V66H201ZM219 65V64H218ZM217 65V66H218ZM249 65V64H248ZM257 65V64H256ZM31 66V65H30ZM146 66V65H145ZM162 65H160V67H161ZM178 66H180V64L178 65ZM177 66V67H178ZM220 66H222V65H220ZM225 66V65H224ZM255 66V65H254ZM127 67V66H126ZM134 67V66H133ZM132 67V68H133ZM155 67V66H154ZM153 67V68H154ZM159 67V66H158ZM158 67H155V68H158ZM177 67H175V68H177ZM249 67H251V66H249ZM35 68V67H34ZM181 68V67H180ZM187 68V67H186ZM213 68V67H212ZM217 68V67H216ZM222 68H223V66H222ZM246 68H248V67H246ZM32 69H33V67H32ZM165 69V70H166ZM200 69V68H199ZM204 69V68H203ZM242 69H244V71H242ZM251 69V68H250ZM30 70H31V68H30ZM33 70H35V69H33ZM128 70V69H127ZM132 70V69H131ZM132 70V71H133ZM159 70H161V68L159 69ZM179 70V69H178ZM224 70V69H223ZM223 70H221L222 72H223ZM253 70V69H252ZM132 71H128L129 73H131ZM164 71V70H163ZM247 71V72H246ZM250 71V70H249ZM32 72V71H31ZM208 72V71H207ZM206 72V73H207ZM244 72H246V73H244ZM127 73V72H126ZM128 73V74H129ZM181 73V72H180ZM134 74V73H133ZM180 75V77L182 78H178V76ZM38 75V74H37ZM131 75H132V73H131ZM130 75V76H131ZM158 75H159V73H158ZM208 76L207 77H209V74H207ZM1 76V75H0ZM133 76V75H132ZM187 76H184V77H187ZM203 76V77H202ZM222 77H224V76H222ZM36 78V77H35ZM175 78H178V79H175ZM221 78V77H220ZM39 79V78H38ZM37 79V80H38ZM161 79V78H160ZM180 79H181V81H180ZM225 79V80H226ZM128 80V79H127ZM135 80V83L137 82ZM162 80V79H161ZM206 80H207V78H206ZM210 81V80H209ZM224 81V80H223ZM226 81V82H227ZM244 81H245V83H244ZM62 82V81H61ZM120 81H118L117 83H119ZM218 82V81H217ZM225 82V84H227ZM0 83H2V81L0 82ZM63 83V82H62ZM120 83H122V82H120ZM119 83V84H120ZM131 83V82H130ZM172 83V84H171ZM190 83H189V85H190ZM242 83H244L243 85H241ZM184 84V83H183ZM217 84V83H216ZM215 84V85H216ZM224 84V85H225ZM238 84H239V86H238ZM128 85V84H127ZM135 85V84H134ZM186 85V84H185ZM220 85V84H219ZM123 86V85H122ZM125 86V85H124ZM129 86V85H128ZM127 86V87H128ZM132 86V85H131ZM206 86V85H205ZM232 86V85H231ZM183 87H184V85H183ZM186 87H187V85H186ZM189 86H188V88H190ZM202 88H203V86H201ZM214 87H216V86H214ZM217 87H218V85H217ZM221 87V86H220ZM224 87V86H223ZM222 87V89H226L228 86H226V87H224L223 88ZM230 87V86H229ZM233 87H234V85H233ZM232 87V88H233ZM61 88V87H60ZM123 88V87H122ZM177 87H175L174 88V90L176 89ZM180 88V89H181ZM210 88V89H209ZM124 89H126V88H124ZM179 89V90H180ZM184 89V88H183ZM209 89V90H208ZM213 89V88H212ZM231 89V88H230ZM118 90V89H117ZM121 90V89H120ZM178 90V91H179ZM182 90V89H181ZM187 90V92H188V89H186ZM215 89H213V90H211V91H214ZM217 90V89H216ZM165 91H167V93L165 92ZM172 91V90H171ZM176 91V93H177V90H175ZM190 91V90H189ZM192 91V90H191ZM228 91H229V89H228ZM232 91H229V92H232ZM122 92H123V90H122ZM181 92H183V91H180V94H181ZM193 93H194V91H192ZM220 92H221V90H220ZM223 92H225V91H222L221 92V96H223ZM169 93V94H168ZM179 93V92H178ZM184 93V92H183ZM192 93V94H193ZM210 93H213V94H210ZM219 93V92H218ZM113 94V93H112ZM111 94V95H112ZM118 94V93H117ZM120 94V93H119ZM189 95H190V93H188ZM226 94V93H225ZM227 94H228V92H227ZM114 95V94H113ZM194 95V94H193ZM193 95H191L190 97H192ZM203 95V94H202ZM205 95H203V96H201L202 98H205ZM230 95V94H229ZM184 96V97H185ZM220 96V95H219ZM220 96V97H221ZM173 99H172V98ZM183 97V98H184ZM200 97V98H201ZM224 97V96H223ZM217 98H218V95H217ZM222 98V97H221ZM181 99V100H180ZM185 99V98H184ZM216 99V100H215ZM189 100V101H188ZM209 100V104L207 103V101ZM214 100H215V102H214ZM221 100V99H220ZM264 101V100H263ZM191 102V103H190ZM214 102V103H213ZM112 103V104H111ZM207 104V105H206ZM216 104V105H215ZM262 104H263V106H262ZM114 107V108H115ZM115 108V109H116ZM113 109V108H112ZM114 110V109H113ZM110 111V110H109ZM112 111V110H111ZM122 111V110H121ZM114 112H116V110L114 111ZM118 112V111H117ZM124 112H121V113H124ZM133 112V113H134ZM138 112H139V114H138ZM111 113H113V112H111ZM132 113V114H133ZM142 113V114H141ZM116 114V113H115ZM118 114V113H117ZM125 114V113H124ZM114 115V114H113ZM151 115V116H150ZM117 116V115H116ZM123 116V115H122ZM131 116H134V114L133 115H131ZM119 117V116H118ZM125 117V116H124ZM128 117V116H127ZM136 117V116H135ZM135 117H133V119L135 118ZM162 117V116H161ZM168 117V116H167ZM182 117H184V119L182 118ZM121 118V115H120V117L118 118V120ZM132 118V117H131ZM138 118H140L139 116H138ZM156 118H158V117H156ZM176 118V117H175ZM122 119H123V117H122ZM163 118H161V120H162ZM171 119V118H170ZM117 120V121H118ZM121 120V119H120ZM119 120V121H120ZM124 120V119H123ZM128 120H130V119H127V121ZM145 120V119H144ZM167 120H168V118H167ZM114 121H116L115 119H114ZM146 121V120H145ZM145 121H144V124H145ZM158 121V120H157ZM156 121V122H157ZM178 121H179V119H178ZM122 123H123V121H121ZM124 122H125V120H124ZM150 122V123H149ZM130 123V122H129ZM155 122H153L152 124L153 125H156V124H154ZM179 123V122H178ZM120 124V123H119ZM132 124V123H131ZM130 124V128L129 127H127V128H129V129H131V127H132V125ZM147 124V123H146ZM172 124V123H171ZM115 125H117L118 126V123H116V124H114L113 125V127L115 128ZM149 125V126H150ZM167 125V124H166ZM174 125V124H173ZM145 127H146V125H144ZM243 126H241V127H243ZM126 127V126H125ZM148 127V126H147ZM151 127H152V125H151ZM149 128V130H151L152 128ZM154 127V126H153ZM170 127V126H169ZM262 127V126H261ZM121 128V127H120ZM127 128H125V129H127ZM147 128V129H148ZM249 128V129H250ZM124 129V130H125ZM128 129V130H129ZM168 129H170V128H168ZM252 129V130H253ZM65 132L64 133H70L71 135L73 134L75 137L76 136H78L79 135V131L80 130H78L76 127H66L65 129ZM183 130V131H182ZM241 130H242V128H241ZM35 131V130H34ZM146 131V130H145ZM162 131V130H161ZM175 131V132H174ZM247 131V130H246ZM254 131V130H253ZM231 132V133H232ZM244 132V131H243ZM128 133H129V131H128ZM128 133H127V135H128ZM150 133V132H149ZM159 133V132H158ZM161 133H164V132H161ZM168 133H170V132H168ZM224 133V134H223ZM233 133V134H234ZM241 133V132H240ZM51 134H53V133H51ZM56 134V133H55ZM165 134V133H164ZM130 135V134H129ZM155 135V134H154ZM170 135V134H169ZM223 135V136H222ZM57 136H58V134H57ZM56 136V137H57ZM159 136V135H158ZM161 137H162V134L160 135ZM238 136H239V134H238ZM223 137V138H222ZM52 137H51V135L49 136V135H46L45 133H44V131H42V130H40V129H37L36 130V133L33 135V136H31L30 137V139L25 143L26 144V146H25V148H23V149H25L24 151H22V148H21V152H18V150L16 149V147L14 148V147H12L13 149H11L10 151H8L5 155H3V156H1L0 155V246L1 245H3V244H5L6 243V240L9 238V237H11V234H12V232L13 231H15L16 229H21L24 225H26V223L27 224H29V222L31 221L30 219H28L27 218V213H26V204H27V199L28 198H26V197H28V195H30L29 193L30 192H32V185L31 184H33L32 182H33V179L36 177H34V174L35 175H37L36 173L38 172V174L39 173H41L42 175H48V176H50L51 178V184H52V187L54 186V187H56L57 189H61L62 187L64 188V187H67V186H65V185H68V184H66V182H65V180L60 176V175H58V171H59V169H61V165H62V162L66 159V156L64 155V151H63V149L61 150H54L53 148H52V144H51V139ZM127 138V137H126ZM236 138V137H235ZM238 138V137H237ZM156 139H157V137H156ZM158 140V141H159ZM230 140V139H229ZM159 141V144L161 143ZM222 141H225V140H222ZM226 141H227V139H226ZM11 142V141H10ZM240 142V141H239ZM118 143V142H117ZM244 143V142H243ZM119 144V143H118ZM120 145V144H119ZM122 145V144H121ZM117 146V145H116ZM161 146V145H160ZM246 146H247V148H248V145H245V143H244V145H242V149H243V152L247 149L246 148ZM119 147V146H118ZM117 147V148H118ZM159 147V146H158ZM158 147H156V148H158ZM216 147V148H215ZM234 147H235V149H234ZM253 147V146H252ZM117 148H115V149H117ZM120 148V147H119ZM122 148V147H121ZM124 148V147H123ZM161 148V147H160ZM233 148V149H232ZM241 148V147H240ZM240 148H238L239 150L238 151H240ZM245 149V150H244ZM126 150H128V148L126 149ZM233 150H235V151H233ZM20 151V150H19ZM120 152L122 151V150H119ZM216 151V152H215ZM217 151L219 152V153H217ZM242 151V150H241ZM23 152V153H22ZM123 152V151H122ZM126 152V151H125ZM128 152V151H127ZM126 152V153H127ZM210 153V154H208V153ZM216 154H215V153ZM242 152V153H243ZM129 153V152H128ZM126 154V155H128V157H127V159L129 160V154ZM205 153H207L206 155H205ZM213 153H214V155H213ZM239 153H241V152H239ZM121 155H124V154H122V153H120ZM125 155V156H126ZM204 155H205V157L208 155V157L207 158H205L204 157ZM236 155H238V154H236ZM125 156H123L122 158V163H123V161H124V159H126L125 158ZM121 157V156H120ZM133 158V157H132ZM203 158H205V160H202ZM119 159V158H118ZM217 159L218 160H220L218 157H217ZM222 159H223V157H222ZM221 159V160H222ZM130 160H131V158H130ZM228 160H229V158H227V160L225 161V162H228ZM231 160V159H230ZM119 161V160H118ZM126 161V160H125ZM124 161V164L126 165L127 163ZM131 161H133V160H131ZM209 161V160H208ZM216 161L217 160H215V162H212V160H211V163H210V161H209V163L207 162H205L206 164H211L212 165V163H215L216 164ZM223 161V160H222ZM264 161V160H263ZM263 161H261V162H259V168H257L258 170H259V172H257L258 170H256L255 171V173L256 174H258L259 175V173H261V172H263L264 170V162ZM115 162H117V161H115ZM202 163L201 165H199L198 166V164L199 163ZM217 162H220V161H217ZM118 163V162H117ZM130 163V162H129ZM128 163V164H129ZM132 163V162H131ZM135 163H136V161H135ZM229 163V162H228ZM261 163V164H260ZM97 164V163H96ZM115 164V163H114ZM222 164V163H221ZM242 164V163H241ZM121 165V164H120ZM123 165V164H122ZM131 165H134V163H132ZM130 165V166H131ZM244 165V164H243ZM257 165V166H258ZM129 166V165H128ZM144 166V164H142L141 166H139L140 168L141 167H143ZM198 166V167H197ZM201 166V167H200ZM127 167V166H126ZM125 167V168H126ZM171 167V166H170ZM235 167V166H234ZM122 168H124L123 166H122ZM121 168V169H122ZM133 168V167H132ZM137 168V167H136ZM135 168V169H136ZM87 169H89V171L91 170L92 171V169L94 170V168L93 167H87ZM128 169V168H127ZM129 169H131V168H129ZM139 169V168H138ZM202 169L204 170L205 168H203L202 167ZM126 170V169H125ZM248 170V169H247ZM123 171H124V169H123ZM122 171V172H123ZM199 171H200V169H199ZM202 171V170H201ZM200 171V172H201ZM261 171V172H260ZM216 172V171H215ZM125 173V172H124ZM127 173V172H126ZM255 173H253V174H255ZM199 176H198V175ZM209 174H211V173H209ZM124 175V174H123ZM237 176L235 177L236 179H235V181H236V184H237V187H238V192H239V194H238V192H237V194L235 193H233V194H231V195H229V196H226V197H224V198H226V200L224 199H221L222 197V195L224 194V193H221L222 195L219 197V195L220 194H216V195H218V197H214V199H213V201H211V204H210V202H209V200H205V199H207L206 197H205V199H202L201 198V200H202V202H201V200H200V202L202 203V205L203 206H205V207H203V208H205V209H203V210H206L208 207L209 208H211L212 206H214V209L215 208H217V209H219V210H217L218 212L216 213V212H212V211H214V210H211V214H213V213H216L219 217H217V218H223V215L222 216H220V211L221 210H224V212L226 211V213L227 212H233V211H240V215L242 216V217H240V215H239V218H249L250 217V224H249V226H245V224H244V226H243V224H242V226H241V224L239 225L238 224V226H236V225H232V226H230L229 225V227H232V228H230V230L231 231H233V230H235V232H236V230L237 231H241V239L244 237L243 236V234L244 233H248V232H245L246 230L248 231H251L250 229V227H253V226H251L252 224V222H253V219L255 220V213L259 210H261V209H263L264 208V175H263V177L261 176V178H260V180H259V178L256 180L255 178L253 179V177H252V174H250V172L248 171V172H245V171H240L239 170V172L236 174ZM48 176H45V177H48ZM212 176H213V174H212ZM125 177V176H124ZM207 177V176H206ZM214 177V176H213ZM212 177V178H213ZM43 178V177H42ZM209 179H212L211 178V175H210V177H208ZM165 179V178H164ZM35 180V179H34ZM196 180V181H197ZM228 180H229V177H228ZM227 180V181H228ZM191 181V182H190ZM198 181H200V180H198ZM202 181V180H201ZM258 181V182H257ZM35 182V181H34ZM172 182V183H171ZM258 184H257V183ZM196 183V182H195ZM194 183V184H195ZM197 183H199V182H197ZM49 184H50V182H49ZM177 184H175V185H177ZM201 183H199V185H200ZM46 185V184H45ZM198 185V186H199ZM163 186V185H162ZM47 187H49V186H47ZM53 187V188H54ZM167 187H169V186H167ZM249 188L248 189V191L247 192H245V194H242V193H240V189L241 190H243L244 188ZM179 188H177V190L179 189ZM182 188V189H181ZM222 188H224L223 186H222ZM162 189V188H161ZM161 189H158L159 191H163L164 192V189L166 190V188H164L163 187V189L161 190ZM34 190V189H33ZM51 190V189H50ZM55 190V189H54ZM62 190V189H61ZM167 190H169V189H167ZM226 190V189H225ZM53 191V190H52ZM159 191H157V192H159ZM171 191V190H170ZM202 191V190H201ZM221 191H222V189H221ZM233 191V190H232ZM49 192V191H48ZM160 192V193H161ZM180 192V193H181ZM218 192V191H217ZM220 192V191H219ZM172 192H170V194H171ZM173 193H174V191H173ZM209 193V192H208ZM208 193H206V194H208ZM244 193V192H243ZM210 194V193H209ZM215 194V193H214ZM161 195V194H160ZM180 198H179V197ZM224 196V195H223ZM180 200H179V199ZM131 199V198H130ZM176 199V198H175ZM129 200V199H128ZM186 200V199H185ZM185 200H183V201H185ZM188 200V201H189ZM203 200H205V201H203ZM214 200H215V202H214ZM182 201V200H181ZM193 201V200H192ZM190 202V203H192L199 211L201 210L200 208H202V205L201 206H196L197 204H201L200 202H198V203H196V205H195V203L194 202ZM128 202V201H127ZM161 201H159V203H160ZM181 203V202H180ZM185 203V202H184ZM162 204V203H161ZM182 204V203H181ZM191 204V205H192ZM212 205L211 207H210V205ZM207 205V206H206ZM159 208H158V210H156L157 212H159L161 209V207L162 206H158ZM195 207L193 208V207H191L192 208V214L193 215H197V216H192V214H189L191 211H189V210H191L190 208H189V212H188V214L187 213H185L186 215H188V216H192V218H197L198 217V215L200 216V215H202V216H200V217H202L201 219L203 220V219H205V218H207L208 216H210L211 214L209 213L210 211L209 210H207L206 212L205 211H203L202 210V212H199V211H193V209H195ZM207 207V208H206ZM163 208V207H162ZM149 209V208H148ZM157 209V208H156ZM160 209V210H159ZM126 210V209H125ZM128 210H130V209H128ZM127 210V211H128ZM126 211V212H127ZM131 211V210H130ZM130 211H128V212H130ZM148 211V213H147V217H149V218H147V220L149 219V220H152V221H154V220H157L158 221V217L159 216H157V213L153 210V209H149V210H146V212ZM194 212H196L197 214H194ZM160 213V212H159ZM158 213V214H159ZM228 214V213H227ZM227 214L225 215V217L227 218ZM191 216H190V218H191ZM203 216H206V217H203ZM212 216V215H211ZM210 216V217H211ZM249 216V217H248ZM122 217V216H121ZM161 218H162V216H160ZM159 217V218H160ZM126 218L128 219V217L126 216ZM195 218V219H196ZM209 218V217H208ZM229 218V217H228ZM243 218V219H244ZM194 219V220H195ZM198 219V218H197ZM196 219V220H197ZM242 219V220H243ZM122 220H123V218H122ZM124 220H126L125 219V217H124ZM129 220V219H128ZM148 220V221H149ZM161 220V219H160ZM169 220V219H168ZM193 220V219H192ZM193 220V221H194ZM222 219H220L219 220V222L221 221ZM224 220V219H223ZM222 220V221H223ZM147 221V222H148ZM152 221H149L150 223L152 222ZM164 221H166V220H164ZM192 221V222H193ZM218 221V220H217ZM221 221V222H222ZM146 222V223H147ZM148 222V223H149ZM159 222H161V221H159ZM157 223L158 224V227L159 226H161V223H163V222H161V223ZM126 223H128V221L126 220ZM130 223V222H129ZM128 223V224H129ZM154 223V222H153ZM242 223V222H241ZM248 223V222H247ZM247 223H246V225H247ZM127 224V225H128ZM193 224V226H194V223H192ZM255 224V223H254ZM30 225V224H29ZM28 226V225H27ZM192 226V227H193ZM196 226V225H195ZM236 226V227H235ZM197 227V226H196ZM211 227V226H210ZM226 227V226H225ZM228 227V228H229ZM244 227H246V228H244ZM55 228H59V225H56V227ZM146 228V227H145ZM145 228H144V230H145ZM171 228V227H170ZM193 228H195V227H193ZM250 228V229H249ZM227 229V228H226ZM148 230V229H147ZM147 230H145V231H147ZM160 230H162L161 228H160ZM193 230V229H192ZM167 231V230H166ZM169 231V230H168ZM84 232H85V230H84ZM151 232H153V231H151ZM194 232L196 233L197 232V230L195 231V229H194ZM223 232V231H222ZM224 232H226L225 230H224ZM230 232V231H229ZM145 233V232H144ZM148 233V239L150 238H152V236H150L149 237V231L147 232ZM154 233V232H153ZM243 233V234H242ZM250 233V232H249ZM156 234V233H155ZM223 235L225 234V233H222ZM250 234H252V233H250ZM153 235V234H152ZM167 235H169V233L167 234ZM221 235V234H220ZM223 235H222V237H223ZM227 234H225L224 235V238H222V239H219L220 240V242H222L221 244H213V246L211 247V252H212V250H213V253H219V252H217V251H219L218 250V248H220V247H223V251L222 252H225V254H226V248H227V246H228V244H226L225 242H226V238H228V236L225 238V236H226ZM235 235V234H234ZM233 235V236H234ZM245 235V234H244ZM247 235V234H246ZM249 235V234H248ZM155 236L156 235H154L153 237H154V240L152 241V239H151V243H149V245L150 246H152L153 247V245L154 244H156V242H157V240H156V238H158V237H156L155 238ZM170 236V235H169ZM230 236H232V235H230ZM229 236V237H230ZM243 236V237H242ZM162 237V236H161ZM235 237V236H234ZM234 237H232V238H234ZM249 237V236H248ZM163 238V237H162ZM170 238V237H169ZM219 238H220V236H219ZM246 238V237H245ZM158 240H160V239H158ZM162 240V239H161ZM164 240H166V239H164ZM170 239H168V241H169ZM219 240H217L216 241V243H220L219 242ZM247 240V239H246ZM246 240H244V241H246ZM260 240V239H259ZM258 240V238L256 237V240H255V238L252 240V238H251V240H250V238L248 239V241H246V243H242V247L238 250V251H233L232 252V250H231V252H232V254L230 255V257H226V259H223L220 263L218 262V260H216L215 261V263L216 264H248V263H250L251 261V263L250 264H263L262 262H264V258L262 257L263 256V254H262V252H263V250H262V248L264 247V243H262V245H260L259 243H261V241H259ZM262 240V239H261ZM133 242H135V241H133V239H131V240H129V243L128 244H125V245H128L127 246V248H126V251L125 252H127V254H126V258H129V260L131 261H128V262H130V264H132V262H133V264H159L158 262L159 261H157V259L158 260H163L164 258H166V257H164L162 254V251H161V253L160 252H158V253H160V255L161 256H163V257H160V255L159 254H157V250L159 251V249H160V247H161V245H163V244H161V245H159L160 243H162V241H160L159 243L157 242V244H158V246H157V244L156 245H154V249L153 248H151L153 251H155L156 252V254H157V256L158 257H152V256H150V255H148L146 252H144V253H146L147 255H148V258H145L144 257V255H141V254H143V253H139L138 251H144V249H140L139 250V248H138V250H137V245L136 246H134L135 244H133ZM153 242H155L154 244H153ZM170 243H171V241H169ZM263 242H264V239H263ZM148 243V242H147ZM164 243V242H163ZM172 243H174V242H172ZM137 244V243H136ZM257 244L258 245H260L259 246V248L260 249H255L256 247L255 246H257ZM147 245V244H146ZM166 245V246H165ZM167 245L169 246L168 248H170V250L173 252V250L174 251H176V249H177V247L176 246H173L172 248H171V246L172 245H169V243L168 244H164L163 245V248H161V250H163L165 247L167 248ZM176 245H177V243H176ZM140 246V245H139ZM165 246V247H164ZM238 246H239V244H238ZM159 247V248H158ZM175 247V248H174ZM255 247V248H254ZM148 248H149V246H148ZM165 248V249H166ZM206 248H207V245H206ZM208 248H209V245H208ZM156 249V250H155ZM173 249V250H172ZM179 249V248H178ZM177 249V250H178ZM215 249H217V251H215ZM206 250H209V249H206ZM222 250V249H221ZM234 250V249H233ZM153 251H152V253H153ZM169 251V250H168ZM215 251V252H214ZM148 252H149V249H148ZM154 252V253H155ZM165 252V251H164ZM170 252V251H169ZM171 252V253H172ZM206 252V251H205ZM208 252V251H207ZM207 252H206V254H207ZM151 253V252H150ZM176 253V252H175ZM212 253V254H213ZM259 253V254H258ZM164 254H166V253H164ZM176 254H178V253H176ZM209 254H211V253H209ZM208 254V255H209ZM216 254H213V256L214 255H216ZM221 255H222V253H220ZM225 254H223V255H225ZM229 254V253H228ZM262 254V255H261ZM139 255L141 256V257H139ZM146 255V256H147ZM167 255V254H166ZM227 255V254H226ZM259 255H260V257H259ZM128 256V257H127ZM190 256V255H189ZM212 256V255H211ZM220 256V255H219ZM144 257V258H143ZM150 257V258H149ZM152 257V258H151ZM168 257H170V256H168ZM168 257L166 258V260L164 259L163 261H161L160 263L162 264V262H164L163 264H165L166 263V261H167V259H168ZM179 257V256H178ZM182 257V256H181ZM222 257V256H221ZM224 257V256H223ZM140 258V259H139ZM143 258V262H141V259ZM161 258V259H160ZM175 259H176V257H174ZM183 258H185V257H183ZM218 258V257H217ZM262 258H263V260H262ZM170 259V258H169ZM187 259H189V258H187ZM221 259V258H220ZM248 259V260H247ZM249 259L251 260L250 262H246V261H249ZM140 260V261H139ZM172 261H173V257H172V259H171ZM178 260H180V259H178ZM183 260V259H182ZM126 261V260H125ZM178 262V261H177ZM184 262V261H183ZM167 263H169V261L167 262ZM180 263L181 264H183L181 261H180ZM171 264H172V262H171Z\"/></svg>",
    "mask_w": 264,
    "mask_h": 264
}]
</instances>
